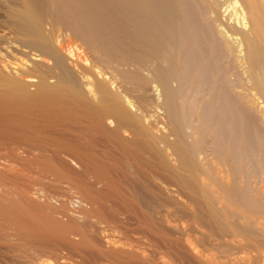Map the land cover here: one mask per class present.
Wrapping results in <instances>:
<instances>
[{
    "label": "bare ground",
    "instance_id": "1",
    "mask_svg": "<svg viewBox=\"0 0 264 264\" xmlns=\"http://www.w3.org/2000/svg\"><path fill=\"white\" fill-rule=\"evenodd\" d=\"M0 144L80 199L76 224L34 222L42 240L85 247L80 229L118 206L188 222L189 264L264 263V0H0ZM0 178L25 182L4 164Z\"/></svg>",
    "mask_w": 264,
    "mask_h": 264
},
{
    "label": "rangeland",
    "instance_id": "2",
    "mask_svg": "<svg viewBox=\"0 0 264 264\" xmlns=\"http://www.w3.org/2000/svg\"><path fill=\"white\" fill-rule=\"evenodd\" d=\"M13 147L18 149L16 145ZM62 160L70 170L76 172L79 170L76 159L63 156ZM24 161L17 159L10 147L0 144V165L4 164L14 171H20L25 180L14 184L0 178V190L9 193L10 198L20 194L34 201L21 203L19 209L0 204V264H41L43 261L49 264H189L190 257L187 252L189 254L202 252L195 241L196 233L193 236L188 232V222L122 221L126 218L122 215V207L118 206H113L118 216L117 220L98 218L97 227L80 229L85 247L76 244L78 241L76 236L65 232H60L46 241L36 237L32 234L36 230L34 222H43L45 225L57 223L61 226L75 223L72 222V218L81 217V202L78 195L69 190L65 183H58L55 180L57 178L52 176L47 168L41 166L35 168V172L38 171L37 175L29 174L31 169L27 168ZM48 164L56 172H64L63 164L59 160H50ZM49 179L55 181L49 183ZM0 195L6 196L2 192ZM152 206L155 208L153 204ZM14 222H19L22 228L16 227ZM83 223L77 222L81 226ZM45 230L48 231L49 226ZM25 232L29 235L26 236ZM117 240H121L122 243H117L122 247L121 256L115 260L105 257V254L112 252V243ZM262 251L264 252V249ZM125 252H131L135 256L126 262ZM241 254L239 253V257L245 253ZM212 255L217 262L227 261V264H232L235 259L234 255L227 258L224 254ZM246 255H243L244 258Z\"/></svg>",
    "mask_w": 264,
    "mask_h": 264
}]
</instances>
